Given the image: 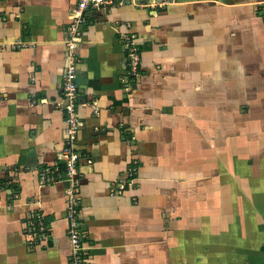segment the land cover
<instances>
[{
  "label": "crops",
  "instance_id": "crops-1",
  "mask_svg": "<svg viewBox=\"0 0 264 264\" xmlns=\"http://www.w3.org/2000/svg\"><path fill=\"white\" fill-rule=\"evenodd\" d=\"M137 3L88 10L76 48L85 264H264V0ZM74 4L0 0V264H68L67 184L37 172L63 145ZM125 33L141 53L129 82Z\"/></svg>",
  "mask_w": 264,
  "mask_h": 264
},
{
  "label": "built area",
  "instance_id": "built-area-1",
  "mask_svg": "<svg viewBox=\"0 0 264 264\" xmlns=\"http://www.w3.org/2000/svg\"><path fill=\"white\" fill-rule=\"evenodd\" d=\"M125 0H75L74 6L69 12L67 35L64 40V70L61 84V98L55 104L62 111L64 120V138L58 161L54 164L42 166L38 172V180L43 184L66 182V212L67 236L70 246L68 264H85L88 257V249L83 244L79 222V197L77 190L78 167L80 160L90 163V158L76 148L77 132L81 126L78 117V85L76 81V64L79 60L76 48L82 33V27L86 23L85 13L88 10H106L113 6H120ZM130 4L138 5L137 0H130ZM122 48L124 52L126 80H133L140 74L141 53L137 37L132 33L122 35ZM138 174V166L135 161L125 170L116 191L124 190L132 184ZM28 242H36L38 231L42 232L46 226L40 215H30L27 218ZM30 229V230H29Z\"/></svg>",
  "mask_w": 264,
  "mask_h": 264
},
{
  "label": "rangeland",
  "instance_id": "rangeland-1",
  "mask_svg": "<svg viewBox=\"0 0 264 264\" xmlns=\"http://www.w3.org/2000/svg\"><path fill=\"white\" fill-rule=\"evenodd\" d=\"M125 64V63H124Z\"/></svg>",
  "mask_w": 264,
  "mask_h": 264
}]
</instances>
